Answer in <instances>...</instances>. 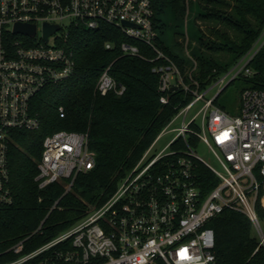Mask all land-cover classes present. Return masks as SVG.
I'll return each mask as SVG.
<instances>
[{
    "label": "built area",
    "instance_id": "built-area-1",
    "mask_svg": "<svg viewBox=\"0 0 264 264\" xmlns=\"http://www.w3.org/2000/svg\"><path fill=\"white\" fill-rule=\"evenodd\" d=\"M156 0H0V209L14 202L10 174V147L15 130H37L39 115L33 111L35 96L45 87L70 78L76 70L75 51L69 47L74 30L112 26L143 42L155 57L143 54L136 43L123 42V54L156 63L165 92L182 85L194 94L127 172L116 190L100 204H90L72 226L37 244L44 225L58 207L57 199L37 227L8 245H0V264H216L215 230L210 221L226 208L239 209L250 217L264 244V230L255 205L264 176V89L251 82L240 96V112L231 114L214 102L228 82L257 73L252 61L264 47V31L253 47L204 91L196 80L184 81L175 60L157 45ZM18 23L36 26L34 34L16 31ZM58 29L44 39V25ZM111 42L106 43L111 48ZM186 55L197 61L185 44ZM191 75V73H190ZM218 88L215 96L206 93ZM96 89L101 94L126 90L111 73L100 75ZM167 102L166 96L161 97ZM200 109L187 120L198 103ZM61 116L65 107H59ZM180 116L175 136L159 152L152 153L163 132ZM201 119L198 120V117ZM197 122L199 130L192 126ZM195 133L213 151L221 169L204 160L191 146ZM182 141L186 147H177ZM208 165L220 183L203 194L197 183L196 162ZM97 163V152L84 131L61 129L43 141L36 180L44 188L62 182L69 192L76 177ZM155 167L159 170H155ZM228 191H230L228 193Z\"/></svg>",
    "mask_w": 264,
    "mask_h": 264
},
{
    "label": "trees",
    "instance_id": "trees-1",
    "mask_svg": "<svg viewBox=\"0 0 264 264\" xmlns=\"http://www.w3.org/2000/svg\"><path fill=\"white\" fill-rule=\"evenodd\" d=\"M184 1L156 0L155 10L161 2L163 8L171 5L184 14ZM198 5L202 10L200 35L197 43L188 44L197 61L195 69L188 56L173 53L159 36L156 42L178 64L184 81L196 87V80L199 90L204 91L247 53L264 31V0H198ZM125 41L138 44L150 58L156 56L150 46L112 26L73 31L69 47L75 51L74 74L35 96L32 108L41 119L39 129L13 133L9 158L14 202L0 209V245L11 244L37 227L57 199L59 205L46 220L43 234L36 236L37 244L76 223L90 204H100L116 190L173 117L193 100L194 94L182 85L161 91L160 76L153 67L162 61L123 54L121 45ZM108 42L113 44L111 48L106 47ZM178 43L184 46V42ZM251 64L257 73L238 78L264 89V47ZM109 65L114 78L126 86L122 94H101L96 89L100 75ZM163 95L167 102L161 101ZM218 96L214 99L217 105ZM61 105L65 107L64 117L59 110ZM192 126L196 131L200 129L197 122ZM61 129L87 132L89 145L97 152L95 167L80 173L66 194L62 182L40 188L36 180L44 138ZM188 140L191 146H198L195 133H189ZM176 146L186 147L182 141ZM195 172L205 195L220 183L216 173L200 160ZM258 177L261 189L255 208L264 230V176ZM209 225L215 230L216 264H264V244L248 214L226 208Z\"/></svg>",
    "mask_w": 264,
    "mask_h": 264
},
{
    "label": "rangeland",
    "instance_id": "rangeland-1",
    "mask_svg": "<svg viewBox=\"0 0 264 264\" xmlns=\"http://www.w3.org/2000/svg\"><path fill=\"white\" fill-rule=\"evenodd\" d=\"M183 4L186 11L184 14H179L171 5H167L163 8L161 2H159L156 8L155 26L159 37L164 41L165 45H167L173 53L186 57V42H188V44L190 42L194 44L198 41L202 10L199 8L198 0H185ZM178 41L184 42V46L180 45ZM249 86H251V81L244 78L236 79L218 96L217 100L219 106L224 107V109L231 114L239 113L241 107V92L244 88ZM217 93L218 88L214 87L206 93V97L215 96ZM202 104V101L198 102L188 112L187 120L200 109ZM183 117L184 116H180L176 119L168 131L161 134L152 153L159 152L171 141L176 134V130H173V128L178 127L182 123ZM200 119L201 116L198 117V120ZM196 150L204 160L217 169H221L218 159L208 145L204 142H199ZM229 192L230 191H228V193ZM254 233H256V231Z\"/></svg>",
    "mask_w": 264,
    "mask_h": 264
},
{
    "label": "water",
    "instance_id": "water-1",
    "mask_svg": "<svg viewBox=\"0 0 264 264\" xmlns=\"http://www.w3.org/2000/svg\"><path fill=\"white\" fill-rule=\"evenodd\" d=\"M58 25L56 24H52V23H45L44 25V39L48 40V37L51 33H53L54 31H56L58 29ZM16 31H22V32H26L28 34H34L36 31V26L33 24H22V23H18L17 27H16ZM230 82H228L226 86L229 85Z\"/></svg>",
    "mask_w": 264,
    "mask_h": 264
}]
</instances>
